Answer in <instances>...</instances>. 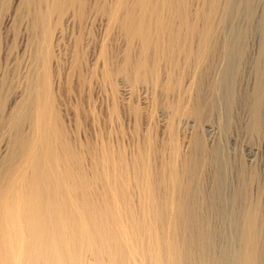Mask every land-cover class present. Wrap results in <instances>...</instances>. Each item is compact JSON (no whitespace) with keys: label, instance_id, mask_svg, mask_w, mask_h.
<instances>
[{"label":"bare ground","instance_id":"bare-ground-1","mask_svg":"<svg viewBox=\"0 0 264 264\" xmlns=\"http://www.w3.org/2000/svg\"><path fill=\"white\" fill-rule=\"evenodd\" d=\"M213 126L264 137V0H0V264H264Z\"/></svg>","mask_w":264,"mask_h":264},{"label":"rangeland","instance_id":"rangeland-1","mask_svg":"<svg viewBox=\"0 0 264 264\" xmlns=\"http://www.w3.org/2000/svg\"><path fill=\"white\" fill-rule=\"evenodd\" d=\"M259 43H260V41H259L258 35L253 34V37H251L250 42H249V46H250L249 49L251 52V56H253V57L255 56L256 51H258ZM238 124H239V121L234 119L232 124H231L232 128H234ZM215 129L216 128L214 126L211 128L205 129V131L203 132L205 140L208 143L220 142L223 145V150H225L224 152L229 153V155L230 154L233 155V156L230 155L231 157H233V160L234 159L237 161L239 160L242 163L247 164L248 167L251 166L254 169L253 170L254 178L257 176L255 178L256 179L255 183H258L262 179L264 180V137H262L260 139L256 138V137L254 138V136L253 137L249 136V135L245 134L244 131H240L241 129H239V131L237 133H232L231 134L232 138L230 137L227 141L225 138H223L224 134L217 132L218 131L217 129H216V131H214ZM209 132H211V133L209 134ZM234 137H235V139H234ZM258 179H260V180H258ZM252 194H253V201H254L253 203H255L257 201V199H256L257 196L255 195L256 193H255L254 188H253ZM233 211L230 210L231 217L235 213ZM260 211L263 212V214ZM258 214L260 216H261V214L264 215V208H263V211H262V208L259 209ZM229 218L226 219L227 221H225L227 224H225V222L223 223L225 225L222 226V230H223L224 234L226 233L225 237L231 239V240H228V239L227 240L229 242L231 241L234 243L235 241H237V239H235V238L240 237L241 232L244 233V230L241 229V231L237 232L235 229L229 228V226L231 227L233 225V223L230 222V221H232V219L231 218L229 219ZM228 220H229V222H228ZM228 223H229V225H228ZM227 225H228V227H227ZM232 227H234V225ZM234 230L236 232L232 233ZM260 233H261V235H260ZM260 233H259V237H261L263 235L262 231ZM235 234H237L238 236ZM233 235H234V237H233ZM233 243H231V244H233Z\"/></svg>","mask_w":264,"mask_h":264}]
</instances>
